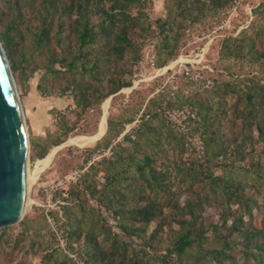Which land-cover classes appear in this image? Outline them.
<instances>
[{"label": "trees", "instance_id": "16d2710c", "mask_svg": "<svg viewBox=\"0 0 264 264\" xmlns=\"http://www.w3.org/2000/svg\"><path fill=\"white\" fill-rule=\"evenodd\" d=\"M232 1L173 0L171 7L166 6V9H171L166 16L152 18L143 12L145 0H0V41L13 75L23 67L30 74L42 70L37 85L42 96L58 91L60 96L71 97L77 119L76 122L69 121L66 113L57 114L60 135L51 144L57 147L76 135L75 131L79 129L82 133H93L99 124L101 129L103 104L112 97L113 106L119 91L132 87L133 80L141 71L136 72L137 66L142 69L145 63L152 70L158 69L184 52L185 42L181 41L184 25L181 21L196 23L209 12L228 7ZM254 12L264 15V0ZM150 38L157 40L148 43ZM147 50L154 53L152 64L145 61ZM220 55L225 58H252L253 63L264 69V26L251 23L239 37H225ZM128 60L132 69L124 66ZM227 74H231L233 79H216L209 87L191 82L181 74L185 78V88L190 86L189 82L201 86L202 91L208 94L202 95L199 90L186 95L184 91L176 92L173 96H169L167 91L154 93L138 116L134 138L125 134L114 146L113 142L125 124L133 121L143 101L138 107H129L124 116H106V132L91 149H87V156L111 146L113 158L91 164L90 170L103 165L107 180L103 198L123 221L119 223L121 232L131 241L138 238L142 248L138 253L128 255L126 241L119 237L111 241L108 230L102 231L104 236L98 241V235L92 233V225L85 231L81 226L75 230H64L66 226L61 225L67 246L71 249L74 243L69 240L72 237L77 241L82 237L92 246L81 257L85 264H157L150 251L156 250L163 234L169 240L161 264H264V200L256 197L264 191V145L258 157L251 163H243L256 153V140L264 144V81L255 74L241 76L231 73L228 67ZM163 76L165 74L146 82L151 87L148 92H153L154 87L165 80ZM137 94L133 88L131 100L136 103ZM233 95L235 101L228 107V98ZM162 106H189L196 110L198 121H193L195 129L201 131L206 153L215 159L216 166L222 168L224 175L206 173L202 164L199 169L194 165L189 167L184 174L178 160L173 157L174 153L185 151L184 135H177L172 123L166 121ZM90 112L96 116L92 127L77 124L81 114ZM51 145L38 147L31 143L33 154L30 159L40 158L38 162L48 159L54 150L49 151ZM57 156L54 158L56 162L60 160ZM219 156L225 162H218ZM70 160L63 161L58 170L70 166ZM237 162L243 165L238 167ZM230 168L252 172L255 176L253 182L234 177ZM196 171L212 180L213 202H218L221 208L215 222L208 221L203 214L207 196L195 191L192 194L195 197L189 193L181 204L178 191L170 187L175 177L189 186L186 179H192ZM159 191L170 196L171 216L159 200ZM70 193L80 199L78 191L70 190ZM128 199L133 205L127 204ZM232 206L237 207L233 209ZM256 214L258 219H255ZM43 216L46 220L45 214ZM22 222L18 223L23 225ZM151 223L152 229L145 235V228ZM174 223L175 228L172 227ZM49 232L52 233L50 228ZM47 253V257L42 255L41 260H51L56 250ZM172 255L175 263L167 259ZM67 259L64 256L59 260L56 256L55 264H65Z\"/></svg>", "mask_w": 264, "mask_h": 264}, {"label": "rangeland", "instance_id": "374dc122", "mask_svg": "<svg viewBox=\"0 0 264 264\" xmlns=\"http://www.w3.org/2000/svg\"><path fill=\"white\" fill-rule=\"evenodd\" d=\"M261 1L263 0H233L228 7L216 12H209L204 18L193 24L178 19V21H181L180 23L184 25L181 30L183 35L181 41L185 42V45L182 48L184 49L185 54L191 52L192 49L195 50L196 46H199L200 48L207 46L208 49L205 57L207 59V64L213 68L212 72L208 71L213 77V81L216 79H233L231 74H227V67L231 70V73H239L241 76L255 74L262 80V82L264 81V69H261L258 64L253 63L252 58H225L220 55V47L225 37H239L241 31L247 30L251 23H255L257 26H264V15L261 16L260 13L254 12V9ZM172 5L173 0H145L143 12L147 14V17H164L167 15V11H171V9H166V6L171 7ZM156 40L157 38H150L147 42L154 43ZM207 42H209V44H207ZM26 50L27 48L25 51ZM196 52L197 50H195L193 54ZM146 60L147 59L145 58V61ZM143 64L144 66L142 69L138 66L135 68L137 69L136 72L140 70H143V72L146 73L152 72L151 68L147 67L145 63ZM124 66L132 69L129 60L124 62ZM41 75L42 70H36L34 73L30 74L28 69H24V67L22 68V71L20 69L13 75L23 110L22 116L29 141L27 166L29 167V178L30 181H32L27 189L29 200L21 219L23 225L16 222L0 228V236H2V239L0 240V264H55L56 256L59 260H62L64 256H67L68 259L65 264H85L81 257L83 256L84 251L91 249L92 246L87 244V242L85 243L82 237L78 241L72 237L69 240L70 243L76 244H73V249L69 246H67L65 250L59 249L56 245L57 242L55 236L49 232V226H47V221L44 219L43 215L45 214V207H41L37 204V202H45V196L42 191L43 185L62 178L63 175L69 173L71 169H78L81 172L76 183H70L68 185L67 183L62 184L64 187L63 189L68 187L67 190H64L65 192H68L67 197L60 193L56 195V199H62L64 201V204L60 205L62 212V223L60 226H66V228L63 227L64 230L67 228L75 230L81 226L83 231H85L86 228H91L92 225V233L98 235V241H101L104 236L102 231L108 230V232H110L109 237L111 241L115 237H119L126 241L128 244V255L135 254L136 252L138 253L142 248L140 240L135 238L134 241H131L125 234H123V232H121L119 223L123 221L119 216H116L113 213V206H110L107 200L103 198L102 191L107 183L106 178H104L105 174L103 165H99L98 169L94 171L90 170L91 164H95L97 161H102L103 159L106 160L113 158V149L109 146L104 150L91 152L90 155L87 156V149H91L98 139L94 134L97 128L93 133H82L81 129H79V131H75L76 135H72L73 137L61 143L62 145H57V147L51 145L56 137L60 135L56 124L57 114L60 112L66 113V118H68L69 121H75L77 118L75 116V111L73 110L75 105L69 95L60 96L58 91H55L49 96H42L40 94L37 85L40 82ZM167 75L165 74V76L162 77L165 78V80L163 79V81L158 84V87H154L153 92H148L151 87L147 86L146 81H140V83L134 87L135 90L138 91V94L135 95V98L138 101L137 103L131 100V92L133 89L126 87L119 91L120 94L114 99L115 102L113 106H111L112 97L109 102L107 100L104 104L102 103L103 114L101 104L100 109L101 114L103 115L101 123L102 129L104 126V117L109 114L124 116L129 107H133V105L138 107V104L143 101L140 111L135 115L132 122L125 124L123 131L113 142V146L116 145V142L120 141L125 134H128L132 139L134 138V127L138 124V116L143 110L147 100L154 93L167 91L169 96H173L176 92H179L180 94L181 91H184L185 95L192 91L195 92L199 90L203 92L201 86L189 82L188 84L190 86L185 88L183 82L185 78L180 73H176L173 78H170ZM242 86L243 85L241 84L240 88ZM200 94L206 95L208 93L203 92ZM235 98L234 95L228 98V107H231ZM105 104H107V108H104ZM161 109H163V117L166 121L172 123L171 125L177 135H184L185 151L181 154L174 153L173 155L181 165L184 174L189 167L194 165L196 169H199L202 164V168L206 173L208 171L213 176H219L221 173L224 175L222 168L216 166L217 162L215 159H212V157L206 153L207 148L205 147L201 131L195 129L196 126L193 121H198L196 110L191 109L189 106H173L170 108L162 106ZM172 110H183L184 114H173ZM79 117L80 119L77 124L81 127H92L96 120V116L93 112H90L88 115L81 114ZM184 118L186 119L184 120ZM256 141V153L252 156H248L243 161L244 164L251 163L255 157H258V153L263 152V142L259 140ZM31 143H35L38 147L44 144L51 145L49 151L53 148L54 150L57 149L58 146H60V148L52 157L38 162L37 160L40 158H35L34 160L30 159V155L33 154ZM166 144L171 145L170 143ZM105 152L108 153L104 154ZM56 155H58L57 157H60L58 162L54 160ZM68 159H71V165L68 167L66 165L63 167L64 169L58 170L62 163H64L63 161L66 162ZM218 162H225V159L222 156H219ZM243 163L237 162L238 167L243 165ZM177 170H174V172L180 177ZM31 171H33L34 174H32ZM229 171L231 175L237 177L239 180L245 179L251 183L255 177L252 172L245 173L241 169L238 171L236 168H230ZM192 176V179H186L187 182H190L189 186L183 185L179 182L180 180L177 181L175 177V181L170 187L175 191H178V200L181 204L182 202H185L187 197H189V193L192 195L195 191L203 196H207V206L203 208V214L208 217V221L215 222L219 217L221 208L218 202H213L214 189L212 180L198 171L194 172ZM87 185L92 187L88 188ZM70 190H73L74 192L78 191L80 193V199L77 200L74 195L70 193ZM169 197L170 196L159 191V200L165 205V212L171 216L172 214L169 208L171 205L168 206ZM192 197H195V195H192ZM256 197L263 201L264 191L258 193ZM127 202L128 205H133L131 200L128 199ZM232 207L233 209H236L237 206ZM52 211L53 214H58L56 210ZM258 217L259 215L256 214L255 219H258ZM100 226H102V229H100ZM152 226L153 223L145 228V235L150 232ZM172 227H176L175 223L172 224ZM167 231L169 234H172L168 228ZM168 240L167 235L163 234L156 250L150 251L155 263L161 264V257L165 255V245ZM52 249L56 250L55 256H53L51 260H47V258L41 260L42 255H48L47 251H51ZM167 259L175 263L174 255L170 257L167 256Z\"/></svg>", "mask_w": 264, "mask_h": 264}, {"label": "water", "instance_id": "95a60500", "mask_svg": "<svg viewBox=\"0 0 264 264\" xmlns=\"http://www.w3.org/2000/svg\"><path fill=\"white\" fill-rule=\"evenodd\" d=\"M22 113L14 77L0 41V228L21 221L28 198L25 169L29 141ZM99 133L100 124L96 135Z\"/></svg>", "mask_w": 264, "mask_h": 264}, {"label": "built area", "instance_id": "2783aa9c", "mask_svg": "<svg viewBox=\"0 0 264 264\" xmlns=\"http://www.w3.org/2000/svg\"><path fill=\"white\" fill-rule=\"evenodd\" d=\"M209 44V42H207ZM207 46L200 48L199 46L192 49L191 52H188L185 54L184 52L179 54L178 57L170 61L165 66L153 69L152 72L146 73L143 72V70L140 71L138 74V77L136 80H133V85L131 89H133L140 81H150L156 76H160L166 73L168 74V77L173 78L176 73H180L185 76V78H188L191 82L200 83L203 85V87H209L213 83V77L208 73V71H213V68L210 67L207 64L206 59V51ZM145 58L149 60V63L152 64L154 61V53H152L150 50H147L145 52ZM173 114H184L183 110L175 111L172 110ZM172 115L171 113H169ZM169 115V116H170ZM186 118H184L185 120ZM108 152H105L104 154H107ZM80 170L78 169H71L69 173L63 175L62 178H59L58 180H53L51 183L43 185V194L45 196V202H41L37 204L41 207H45V217L47 224L50 228V231L54 234L57 247L59 249L65 250L67 247L66 237L65 233H63V229L60 226L62 223V212L60 205L64 204V201L62 199H56V195L58 193L64 195L67 197L68 192H65L64 190H67L68 187H65L63 189L64 183L70 184V183H76L78 181V177L80 174ZM52 210H56L58 212L57 215L53 214Z\"/></svg>", "mask_w": 264, "mask_h": 264}, {"label": "bare ground", "instance_id": "6f19581e", "mask_svg": "<svg viewBox=\"0 0 264 264\" xmlns=\"http://www.w3.org/2000/svg\"><path fill=\"white\" fill-rule=\"evenodd\" d=\"M108 102H109V99H108ZM108 104V103H107ZM107 104H105V106H104V108H107ZM105 118L106 117H104V121H105ZM104 124H106L105 122H104ZM105 129L106 128H104V126L102 127V129L100 130V133L98 134V135H96L95 134V136L97 137V138H99L100 137V135H102L103 133H104V131H105ZM95 137V138H96ZM60 148V146H58V148L57 149H55L54 151H53V154L51 155V157L55 154V152L58 150ZM29 167L27 166V168L25 169V180H26V186H27V189L29 188V185H30V183H31V181H30V178H29V169H28ZM31 173L32 174H34V172L33 171H31ZM28 198H27V201H26V205L28 204ZM25 208H26V206H25Z\"/></svg>", "mask_w": 264, "mask_h": 264}]
</instances>
